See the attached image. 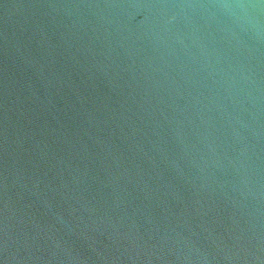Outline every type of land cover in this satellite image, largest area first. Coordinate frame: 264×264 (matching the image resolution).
Wrapping results in <instances>:
<instances>
[{
    "label": "water",
    "instance_id": "water-1",
    "mask_svg": "<svg viewBox=\"0 0 264 264\" xmlns=\"http://www.w3.org/2000/svg\"><path fill=\"white\" fill-rule=\"evenodd\" d=\"M0 264H264V0H0Z\"/></svg>",
    "mask_w": 264,
    "mask_h": 264
}]
</instances>
